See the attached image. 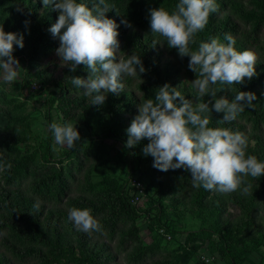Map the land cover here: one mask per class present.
I'll list each match as a JSON object with an SVG mask.
<instances>
[{
    "label": "trees",
    "instance_id": "obj_1",
    "mask_svg": "<svg viewBox=\"0 0 264 264\" xmlns=\"http://www.w3.org/2000/svg\"><path fill=\"white\" fill-rule=\"evenodd\" d=\"M110 2L115 9L107 15L132 25L121 24L122 52L117 55L141 56L146 72L124 77L123 92L109 93L104 104L92 105L82 89L71 83V76L87 78L85 66L72 72L61 67L56 54L60 41L50 28L59 13L46 8L43 0H0V25L24 35L25 47L17 46L14 55L26 67L17 94L22 101L0 92V160L12 163L11 169H0V264H264V176L248 177L252 188L247 195L206 190L195 187L184 168L165 172L153 167V157L143 152L147 138L125 147L126 130L139 104L154 99L166 83L195 100L197 90L191 81L196 73L188 67L190 57H181L150 27L149 9L163 6L171 11L178 0ZM216 3L217 10L191 47L231 33L238 50L253 49L257 75L245 78L243 84L216 87L217 95L229 100L238 91L255 92L258 99L253 101L255 107L246 108L232 122L219 123L223 113L213 111L209 126L244 133L248 153L264 161V0ZM46 93L48 124L54 112L61 113L79 130L85 127L90 132L88 141L81 142V137L75 148L59 151L52 148L50 129L44 140L35 136L25 103ZM111 152L122 163L119 174L106 166ZM129 164L146 189L143 208L131 203L126 185ZM73 206L91 208L102 230H77L68 220ZM189 217L199 221L198 229L185 227ZM143 228L148 241L142 236ZM206 252L214 256L213 261L202 260Z\"/></svg>",
    "mask_w": 264,
    "mask_h": 264
},
{
    "label": "clouds",
    "instance_id": "obj_2",
    "mask_svg": "<svg viewBox=\"0 0 264 264\" xmlns=\"http://www.w3.org/2000/svg\"><path fill=\"white\" fill-rule=\"evenodd\" d=\"M46 8L59 13L50 32L60 41L56 54L61 67L75 72L83 64L87 78L71 76V83L82 89L92 105H102L108 94L125 90L124 77L141 76L146 72L142 57L133 53L127 58L122 52L121 24L107 14L115 9L110 0H43ZM217 10L216 0H178L171 11L161 6L149 9L153 34L166 39L170 48L181 57H190L188 67L196 73L191 81L197 90L196 99H189L170 84L160 86L155 98H147L138 106V114L127 128L125 147L132 148L148 139L143 152L153 157V167L162 170L184 168L191 173L195 187L230 193L249 194L252 185L248 177L264 176V161L248 153V137L230 127H212L213 111L223 113L219 123L236 120L246 108L255 107L257 94L238 91L235 98L218 96L216 85L243 84L257 75V53L253 49L238 50L236 38L225 33L223 39L213 36L197 43V33L203 31L210 15ZM25 23H29L25 21ZM154 44H163L156 40ZM25 47L22 33L5 31L0 25V86L19 81L20 60L16 47ZM211 97V99H204ZM53 138L52 148H75L81 140L77 124L52 121L48 124ZM11 169L12 163L0 160V169ZM39 207V202L35 204ZM68 220L79 231H101L100 220L91 208L71 207Z\"/></svg>",
    "mask_w": 264,
    "mask_h": 264
},
{
    "label": "rangeland",
    "instance_id": "obj_3",
    "mask_svg": "<svg viewBox=\"0 0 264 264\" xmlns=\"http://www.w3.org/2000/svg\"><path fill=\"white\" fill-rule=\"evenodd\" d=\"M20 67L22 69L20 70L19 81L13 83L11 86H7V85L0 86V92L4 93L11 99L12 98L16 99L17 101H22L17 95L21 88L24 71L26 69L22 61H20ZM50 91H55V90L51 89ZM46 98H47V93L42 96L41 95L35 96L34 98L29 99L27 103H25L26 111L28 114L31 115V119L33 120V125H32L33 133L40 140L46 139V137L49 134L48 120L45 115ZM52 120L57 121V122L67 121L64 118V116L58 112L57 113L54 112ZM79 131L81 132V137L83 138L81 142L88 141L90 132L85 127H81ZM106 143H109L110 145H113V146L114 145L119 146L117 143H115L112 140H107ZM67 149L68 147L58 148L59 151H64ZM106 166H108L109 170L112 173L119 174L121 172L122 163L119 161L118 156L116 155L115 152H111L109 153V155H107ZM99 173H100V169L96 171V176H99ZM184 224H185V227L189 230H196L200 226L199 221H197L196 219H192L190 217L185 220ZM142 236L145 240L147 241L150 240V237L149 235H147V231L144 228L142 231ZM206 253H209V252H206ZM257 259H258V255H254L253 260L257 261Z\"/></svg>",
    "mask_w": 264,
    "mask_h": 264
},
{
    "label": "built area",
    "instance_id": "obj_4",
    "mask_svg": "<svg viewBox=\"0 0 264 264\" xmlns=\"http://www.w3.org/2000/svg\"><path fill=\"white\" fill-rule=\"evenodd\" d=\"M129 176L127 177V188H129L131 203L138 208H143L145 204L146 197V189L143 185L142 181L139 179V176L136 171L132 169V165L129 164L128 167ZM144 212L141 213L143 215ZM146 228V227H144ZM163 232V231H162ZM167 240H171V236L165 234ZM202 260L205 262H211L214 260V256L209 253H204L202 256Z\"/></svg>",
    "mask_w": 264,
    "mask_h": 264
}]
</instances>
